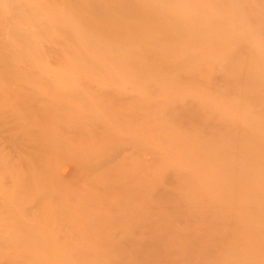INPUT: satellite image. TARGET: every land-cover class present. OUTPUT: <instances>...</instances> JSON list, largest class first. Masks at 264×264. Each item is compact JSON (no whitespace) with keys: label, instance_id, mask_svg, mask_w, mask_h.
<instances>
[{"label":"rangeland","instance_id":"rangeland-1","mask_svg":"<svg viewBox=\"0 0 264 264\" xmlns=\"http://www.w3.org/2000/svg\"><path fill=\"white\" fill-rule=\"evenodd\" d=\"M26 1L0 0V226L36 235L28 240L26 261L17 263L93 264L88 260L106 258L74 251L67 235L38 237L35 225L46 216L41 224L69 231V217L85 224L90 199L118 196L130 201L122 209L155 197L150 202L156 214L147 219L152 227L141 224L146 215L104 225L101 230L113 237L104 238L102 250L113 245L128 254L98 264H134V248L140 258L148 256L152 232L165 233L158 240L161 264H264V0H176L200 19L201 38L167 49V81L156 86L145 80L159 70L138 79L124 64L71 52L49 24L51 16L68 20L61 0H32L43 5L35 9L41 17L36 27ZM215 30L220 33L212 35ZM242 55L247 60L240 67L252 76L249 91L244 81L230 83ZM72 77L85 94L59 89ZM53 92L62 98L52 99ZM54 107L87 114L80 126H68L52 116ZM231 152L248 155L255 167L244 170L243 157L233 161ZM232 189L242 196H230ZM57 193L76 199L60 207ZM253 194L258 196L252 204L240 203ZM107 212L111 219L118 215ZM195 220L213 225L186 228ZM125 228L135 232L124 237ZM13 253L0 243V264H13Z\"/></svg>","mask_w":264,"mask_h":264},{"label":"bare ground","instance_id":"bare-ground-1","mask_svg":"<svg viewBox=\"0 0 264 264\" xmlns=\"http://www.w3.org/2000/svg\"><path fill=\"white\" fill-rule=\"evenodd\" d=\"M61 2L63 3L62 7L60 8H62L65 14H69L68 20L62 19L60 16H51L52 20L49 24L53 27L54 30L60 31V36L63 38L65 43L70 46L69 49L71 50V52L86 51L92 55H95L96 57H100L101 59L106 60L107 62L113 60L114 65L124 64L128 66L129 70H134L133 72L135 73V76L137 75L136 77L138 79L145 78L146 76L151 77V74L159 70L157 75H154V77L150 78L149 80H145L147 84L150 83L156 86V84H161L167 81V49L175 47L176 43L180 40L187 43L193 41V39L200 40L201 38L199 32L202 31L198 30V25L200 26L198 20L200 19H197L195 17L194 10H182L181 5H179L176 0H61ZM25 4L29 6L30 9H32L35 13L34 18L30 19L29 22L33 23L36 27V23H38L41 17L38 15V13L36 12L37 10L35 11V9H42L43 5L40 1L34 2L32 0L26 1ZM12 7L15 8V14L17 15V17L24 21L25 18L23 16V12L19 11L16 8L18 6L16 5L15 7L14 5H12ZM198 9L200 10L199 6ZM181 15L185 17L182 20H180ZM195 20L198 24H194V22L192 23V21ZM137 21L138 24L136 23ZM59 28L61 29L59 30ZM216 33L220 32L218 30H215L212 35ZM71 54L74 57H79L74 53ZM239 58V67H235L234 69L239 73V75H235V77L229 75L230 83L232 81H234L235 83L244 81L247 83L246 88L249 91L252 88V84L248 80V77H250L251 79L252 76L250 75L248 70L246 71V69L240 67V64H243V61L247 60V57L246 55H242ZM136 66H139L138 71H135ZM228 70L234 71L230 66H228ZM240 70H242V72H240ZM73 77L78 79L79 75H74ZM73 77V83L71 80L70 84L59 83V89L65 92H69L71 95L77 93L85 94V91H79L81 89H78L79 87L77 86ZM75 90H77V92L72 93ZM252 90H255V87H253ZM50 96H52V99L62 98L60 97L61 94L57 95L56 93L51 94ZM21 107L24 106L21 105ZM145 109L147 112H149L150 115H153L154 108L151 109L149 106ZM51 113L53 117L58 120H62L68 126H80V119L85 118L87 114L86 112H77L75 110L73 112H66L61 108L56 107L52 109ZM77 120L79 121V123L77 122ZM166 128L167 127H165V130ZM164 132L167 136V132ZM174 150H176L177 152V149ZM52 151L56 152V149H52L51 152H49L48 156H46V159L49 160V158L54 156V153ZM229 155L231 156V159L233 161L235 160V157H243L242 165L244 170L246 169L248 171L250 168L255 167L248 155L245 156L241 154L240 156H234V152H231ZM38 160L39 162H41V159L38 158ZM43 161L45 160L43 159ZM50 164L51 162L48 163L47 166H49ZM236 166L237 168H239L238 164H236ZM239 173L241 174H239L238 176L244 174V171H240ZM52 177L54 179V173H52ZM245 178L246 182L250 184L246 175ZM220 182L224 183L223 180H221ZM57 192L59 191L57 190ZM56 195L63 201L61 202V205L59 204L60 207H66L70 202V198L71 201H74L76 199L75 196H70V198H67L61 197L59 193H57ZM230 196L240 198L242 196V192L238 191L237 189H232V191L230 192ZM257 196L254 194L249 195L248 197L240 201V203L252 204L254 200H256ZM154 198L155 197L142 198L139 201L138 199L134 201L132 200L131 202L136 203L138 208L133 206L131 209H122V206L125 202H130L128 201L129 199H126L127 201L120 200L118 196L108 197L104 199L92 198L87 202V207H91L92 212L88 211L86 218L83 214V217L86 220L85 224H77V222L75 221V219L78 218L77 216H74V218L69 217L68 222H66V229H68L69 231L64 230L62 232L60 229L59 231L54 230L51 227V223L45 222L42 223V225L41 222L46 217L45 216L41 217L40 220H38L40 222L39 224L36 222V231L38 232V237H65V235H67L68 237H72L71 242H69V246L71 247V249H74V251L82 253L85 256H101L102 254H105L106 258L103 259H105L106 261H110L109 259H113L111 258L113 256L115 260L116 257L117 260H121L117 255L125 256L128 253L127 251L120 252V247H118L119 249H117V246L112 245V250H110L111 248L102 250L104 238L113 236L112 232L105 233L101 230V228L106 224L117 221L121 223H125L127 221L131 222L141 215H146V217H143V223H141L142 225H152L153 223L151 224L150 222L149 224V222H147V219L152 220V217L156 214L151 211V209L154 208H151L153 206H151L152 204L150 201ZM160 200L161 199H158V201ZM111 201L116 203L113 204L111 203ZM155 205H157V202ZM169 208L167 210H169ZM171 209L169 210V212L171 211ZM108 210L110 212L117 213L118 215H112L113 218L111 219L110 214L109 216H106L108 214ZM162 210H159L157 214H162L164 216ZM172 213L174 214V212ZM177 216L181 217L182 213L179 212ZM79 219L80 218H78L77 220ZM75 222L76 224H74ZM194 222L187 223L186 228H188L189 230L195 229L196 231H199L201 227H203V225H208L210 227L213 225L211 223L203 224V222L197 220H195ZM154 224L156 225V223ZM246 224L252 225V223L250 222L245 223V225ZM259 225H262V223ZM14 227L15 228L12 229V226L6 225V229L5 226H0V235H7V237H11V239L8 240H5L6 238L3 240L2 238L0 243L5 248H13V254L17 257L11 258L10 262L13 264H18L17 262L22 261V259L23 261H26L23 256L30 252L32 248V246H29L28 240L34 239L36 235L31 229L24 230L17 227V225H14ZM216 228L217 227L215 226L213 230H215ZM134 232L135 231H133V229L131 230L129 228H125L122 230L124 237H127L129 234L133 235ZM164 236V232L157 234L155 233V235L154 232H152V235L150 236L152 238L149 242L150 247L147 246L149 248H142H145L148 253V256L144 258H140L136 252L138 249L134 248L133 250H135V260L139 261L137 262L134 260V264H143L144 262H147L149 264H154V262L155 264H161L162 261H164L165 255L161 253L162 249H160L158 245V240H160V238ZM171 237H181V235L173 233ZM125 244L126 242L124 243V245ZM110 252H113V254ZM141 255L142 254H140V256ZM15 258H18V260L16 261ZM103 259H89L88 261H92L93 264H95L94 262H102L101 260ZM118 264L128 263L123 261L119 262Z\"/></svg>","mask_w":264,"mask_h":264}]
</instances>
